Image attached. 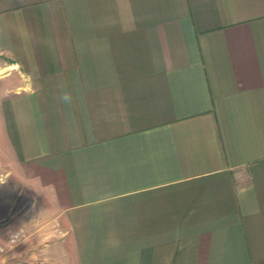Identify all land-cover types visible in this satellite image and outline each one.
<instances>
[{
  "label": "crops",
  "instance_id": "0c3cea01",
  "mask_svg": "<svg viewBox=\"0 0 264 264\" xmlns=\"http://www.w3.org/2000/svg\"><path fill=\"white\" fill-rule=\"evenodd\" d=\"M5 180L27 264H264V0H0Z\"/></svg>",
  "mask_w": 264,
  "mask_h": 264
},
{
  "label": "clouds",
  "instance_id": "9594fccd",
  "mask_svg": "<svg viewBox=\"0 0 264 264\" xmlns=\"http://www.w3.org/2000/svg\"><path fill=\"white\" fill-rule=\"evenodd\" d=\"M60 100L63 103L71 102V94L68 92H62ZM5 181L0 182V184L5 183ZM29 224H23L16 230L9 229L7 231L8 239L5 240L3 235H0V264H27V261L30 255L22 253H14V249L20 244H29V234L26 231V226ZM29 249H26V253H30ZM13 252L12 256H9L8 253Z\"/></svg>",
  "mask_w": 264,
  "mask_h": 264
}]
</instances>
